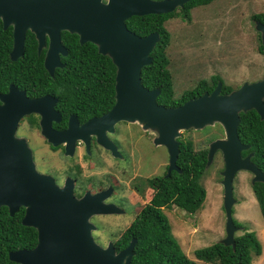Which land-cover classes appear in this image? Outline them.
Returning a JSON list of instances; mask_svg holds the SVG:
<instances>
[{"label": "water", "instance_id": "95a60500", "mask_svg": "<svg viewBox=\"0 0 264 264\" xmlns=\"http://www.w3.org/2000/svg\"><path fill=\"white\" fill-rule=\"evenodd\" d=\"M188 1L0 0V21L3 29L12 28L10 61L23 55L28 31L37 41L38 53L47 45L43 68L49 76L53 75L54 68L62 67L59 56L66 55L60 38L63 31L77 35L79 44L92 43L98 54L111 60L115 67L114 103L107 113L78 128L82 133L91 130L89 134L113 157H118V152L106 138V132H113V125L119 121L135 123L154 135L155 147L165 149L168 163L165 176H168L171 171L179 172L176 159L181 132L219 124L223 137L208 145L204 170L219 151L223 163L220 184L225 217V236L219 242L233 247L234 233L238 230L231 213L235 203L233 178L237 172L245 171L251 174L250 185L264 184V174L250 160L252 154L241 157V152L248 147L237 136L240 113L254 110L264 119V68L258 81L245 82L228 94H220L221 83L217 82L210 93L203 92L177 107L165 108L155 101L160 91L148 90L140 80L141 69L151 63L149 54L158 41V34L139 37L125 26L131 16L168 14ZM254 28L259 33L264 54V23L257 21ZM54 102L48 95L28 99L12 85L0 94V207H6L9 216L23 208L21 224L36 231L35 246L9 252L8 260L16 264H130L135 238L116 252L111 242L101 247L91 235L96 229L89 220L92 216L123 212L104 202L109 190L94 194L86 191L75 198L69 181L58 187L51 177L36 171L25 139L15 136L20 119L35 113L41 117V134L47 142L55 146L70 138L77 128L71 119L65 132L57 133L50 128ZM70 153L71 145L66 144L65 154Z\"/></svg>", "mask_w": 264, "mask_h": 264}, {"label": "trees", "instance_id": "16d2710c", "mask_svg": "<svg viewBox=\"0 0 264 264\" xmlns=\"http://www.w3.org/2000/svg\"><path fill=\"white\" fill-rule=\"evenodd\" d=\"M212 1L190 0L168 14L131 16L125 21L126 28L139 37L153 32L158 34V41L149 54L151 63L140 71L141 84L148 90L160 91L155 99L158 105L177 107L203 92L210 93L216 83L221 82L216 75H212L208 81H199L191 90L175 98L172 75L168 68L170 36L164 23L169 16L190 22L192 9ZM251 19L253 22L264 23V12L253 14ZM60 38L67 52L61 59L64 67L55 69L53 75L49 76L43 68V52L36 53L35 38L28 31L25 34L23 55L10 61V27L3 30L0 23V93L6 91L9 84H13L29 88L26 94L30 97L50 93L62 101L65 99L62 95L67 94L63 88L70 87L67 100L77 101L75 95L91 93L97 97L94 102L105 106L102 111L107 110L114 103L115 67L111 60L98 54L92 43L79 44L75 34L63 31ZM257 42V52L264 56L258 33ZM80 87H90L91 90H79ZM230 91L221 82L220 94H228ZM237 135L240 142L248 146L246 151L241 152V156L252 153L250 160L264 174V119L261 120L254 110L240 113ZM177 141L179 153L176 166L179 172L171 171L168 176L162 174L150 179L147 204L120 236L112 239L116 252L124 249L131 238L136 239L130 264H196L181 252L172 238L168 220L162 210L175 207L192 215L201 208L205 190L200 179L204 173L207 148L194 150L188 139L178 138ZM250 188L264 221V184L254 183ZM23 214L24 209L19 208L13 216H9L7 208L0 207V264H16L8 260V253L20 249L29 250L36 244L35 229L21 224ZM233 223L238 230H242L240 235L234 236L233 247L217 241L195 249L194 258L207 264H250L253 256H259L261 244L255 234L235 220Z\"/></svg>", "mask_w": 264, "mask_h": 264}, {"label": "rangeland", "instance_id": "374dc122", "mask_svg": "<svg viewBox=\"0 0 264 264\" xmlns=\"http://www.w3.org/2000/svg\"><path fill=\"white\" fill-rule=\"evenodd\" d=\"M262 12L264 0H214L205 6L192 9L190 22L169 16L164 27L170 36L167 54L174 97L178 98L183 92L191 90L199 81H208L212 75H216L230 90L245 82L258 81L263 74L264 58L257 52L258 32L251 16ZM125 129L127 151H134L140 157L139 162L146 175L151 172L163 174L162 171L168 164L167 154L163 147L152 144L154 135L143 131L135 123H129L122 130ZM16 132L17 128L15 136L19 137L20 134ZM222 137L223 131L219 124L201 130L182 131L180 135L182 140L188 139L192 142L194 150L208 148L212 141ZM134 141L137 142L136 145H133ZM222 168L221 155L217 151L200 179L205 198L201 208L194 214H187L175 207L162 210L168 220L172 238L181 252L196 264L207 263L194 258L195 249L219 242L225 236L220 184ZM98 170L95 166L92 171ZM131 171L132 175L134 170ZM250 179L251 174L245 171L237 172L233 178L235 203L232 206V218L247 231L253 232L260 241L261 253L253 256L250 264H264V221L252 194ZM149 196H146L147 200ZM116 220L124 223L128 221L124 217L92 219L99 229H95L97 233L92 234L98 245H105L107 241L120 236L124 228L117 229L110 225L115 224ZM241 232L242 230H237L234 236Z\"/></svg>", "mask_w": 264, "mask_h": 264}, {"label": "flooded vegetation", "instance_id": "af4514ba", "mask_svg": "<svg viewBox=\"0 0 264 264\" xmlns=\"http://www.w3.org/2000/svg\"><path fill=\"white\" fill-rule=\"evenodd\" d=\"M10 33L12 48L11 27ZM46 48L47 45L45 44L39 51V53L43 52L42 64ZM36 53L39 54L37 51V41ZM63 57L65 56H59L62 67H56L54 70L64 67L61 61ZM10 85L14 86L17 91L23 92L28 99H35L45 95L54 98L55 102L52 104L54 116L53 120L49 123L51 130L54 132H65L68 128L70 119L72 124L76 123L75 126L73 125L75 128L77 127L76 131L71 134V137L65 138L64 142L54 146L47 142L41 134V127L39 124L40 115L31 113L20 119L16 133L20 134L18 135L19 137L26 140L32 154L36 171L42 175L51 177L58 187H62L66 180L69 181L75 198H80L86 191L94 194L108 189L109 196L104 200L105 203L114 204L123 212L108 216H92L90 222L93 223L97 231H99L98 225L92 221L93 218L102 219L114 217L119 219L124 217L128 219L126 223L122 222V220H116L115 224L111 223L110 225L117 229L122 227L121 229L124 228L123 230H125L134 217L137 216L147 204L146 196L148 194L150 195V187L148 184L150 179L162 175L158 172H151L149 175H146L145 169L140 165V157L136 155L134 151H127L128 141L124 137L127 129H122L124 126H129V123L119 121L113 125V132H106V138L114 144L118 152V157H113L108 150H105L97 143L94 135L89 134L91 130L82 133L78 128L91 119L99 118L101 115L107 113L112 105L109 106L107 110L102 111L105 106L99 105L96 101L94 102L93 100L97 99V97L91 95V93L85 96L75 95L78 100L69 101L67 99L70 97V87L63 88L67 94L62 95L65 99L60 97L62 101H59L57 96L50 93L30 97L26 94L27 90H30L29 88H23L22 86L20 87L13 84H9L6 91L0 94L6 93ZM78 89L91 90L90 87H80ZM136 143L137 142L134 141L133 145H136ZM66 144L71 145V153L67 155L65 154ZM95 166H97L99 170L93 172L92 170ZM131 167V170H134L132 175L130 174V172H132L130 170ZM166 169L167 164L162 171L163 174H166ZM97 231H92V234L97 233ZM105 245H102V247Z\"/></svg>", "mask_w": 264, "mask_h": 264}, {"label": "clouds", "instance_id": "9594fccd", "mask_svg": "<svg viewBox=\"0 0 264 264\" xmlns=\"http://www.w3.org/2000/svg\"><path fill=\"white\" fill-rule=\"evenodd\" d=\"M2 29H3V28H2ZM258 34H259V33H258ZM64 48H65V47H64ZM65 50H66V49H65ZM263 58H264V56H263ZM111 107H112V106H111ZM110 109H111V108H110ZM110 109H109V110H110ZM237 136H238V135H237ZM179 138H180V137H179ZM238 139H239V138H238ZM247 147H248V146H247ZM207 151H208V148H207ZM245 151H246V150H245ZM216 152H217V151H216ZM216 152H215V153H216ZM218 152H219V151H218ZM215 153H214V154H215ZM213 156H214V155H213ZM245 156H246V155H245ZM241 157H242V156H241ZM249 174H250V173H249ZM232 189H233V188H232ZM104 202H105V201H104ZM113 205H114V204H113ZM115 206H116V205H115ZM231 210H232V209H231ZM120 213H121V212H120ZM118 214H119V213H118ZM111 215H112V214H111ZM99 216H101V215H99ZM102 216H108V215H102ZM89 220H90V219H89ZM92 224H93V223H92ZM93 225H94V224H93ZM94 226H95V225H94ZM95 227H96V226H95ZM93 231H94V230H93ZM91 235H92V232H91ZM92 238H93V236H92ZM131 239H132V238H131ZM131 239H130V240H131ZM93 240H94V239H93ZM94 242H95V241H94ZM108 242H109V241H108ZM108 242H107V243H108ZM110 242L112 243V241H110ZM95 243H96V242H95ZM135 243H136V242H135ZM96 244H97V243H96ZM112 245H113V243H112ZM99 246H100V245H99ZM105 246H106V245H105ZM105 246H104V247H105ZM101 247H102V246H101ZM113 247H114V246H113Z\"/></svg>", "mask_w": 264, "mask_h": 264}]
</instances>
